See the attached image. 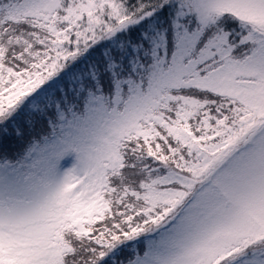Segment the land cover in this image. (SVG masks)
Returning a JSON list of instances; mask_svg holds the SVG:
<instances>
[{
    "label": "snow or ice",
    "instance_id": "snow-or-ice-1",
    "mask_svg": "<svg viewBox=\"0 0 264 264\" xmlns=\"http://www.w3.org/2000/svg\"><path fill=\"white\" fill-rule=\"evenodd\" d=\"M0 264H264V0H0Z\"/></svg>",
    "mask_w": 264,
    "mask_h": 264
},
{
    "label": "trees",
    "instance_id": "trees-1",
    "mask_svg": "<svg viewBox=\"0 0 264 264\" xmlns=\"http://www.w3.org/2000/svg\"><path fill=\"white\" fill-rule=\"evenodd\" d=\"M9 148H8V152L11 155L13 152L18 151L19 148L22 146V142L19 141H10L9 142ZM14 145V146H13Z\"/></svg>",
    "mask_w": 264,
    "mask_h": 264
}]
</instances>
